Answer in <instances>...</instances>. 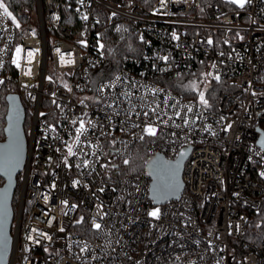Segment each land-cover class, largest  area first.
<instances>
[{"label": "built area", "instance_id": "1", "mask_svg": "<svg viewBox=\"0 0 264 264\" xmlns=\"http://www.w3.org/2000/svg\"><path fill=\"white\" fill-rule=\"evenodd\" d=\"M28 20L17 18L16 28L0 16V104L16 92L29 123L7 264H264V234L247 238L249 215L264 200V147L257 144L258 128L264 130V0L244 8L201 0H35ZM115 36L129 43L113 66L98 43ZM17 47L20 67L13 63ZM62 54L74 63H62ZM183 75L197 92L170 85ZM200 90L210 107L199 104ZM80 117L96 127L87 125L65 165L64 142H72L78 124L71 121ZM153 122L157 136L144 139L151 153L173 159L191 147L183 190L161 204L149 197L146 172H121L142 126ZM156 208L159 218L149 216Z\"/></svg>", "mask_w": 264, "mask_h": 264}, {"label": "snow or ice", "instance_id": "2", "mask_svg": "<svg viewBox=\"0 0 264 264\" xmlns=\"http://www.w3.org/2000/svg\"><path fill=\"white\" fill-rule=\"evenodd\" d=\"M77 2L80 5L84 4V0H77ZM168 0H161L162 4H167ZM226 2L231 3V4H235L238 5L240 8H244L245 5L249 2V0H226ZM77 11H79V9H77ZM113 16L116 15V13H112ZM0 16L2 17H9L11 18V21L13 24H15L16 28L20 27L19 22L17 21L16 17L12 14L11 11H9V5L5 2V0H0ZM81 18L85 21H87L89 19L88 15L86 14H82ZM96 23H99V21H96ZM117 31H120V28L116 29ZM238 35V34H237ZM172 38L173 39H179V37L177 36V34L175 32L172 33ZM241 39H243V37H241ZM141 41L143 42V37L141 36ZM80 43L85 44L86 46V42L85 41H80ZM207 43L209 45L213 44V41L211 39H209L207 41ZM227 43V42H226ZM105 45L103 43H98V48L99 49H104ZM3 51V50H0ZM23 51L22 48L17 47L15 50V55H16V59L13 60V63L17 66L20 67V54ZM60 49H57V52H60ZM31 55V53H30ZM71 55V54H69ZM159 59L163 60V61H168V57L167 56H161L159 57ZM60 61L64 64H72L74 63L73 60H64V55L62 54L60 56ZM0 66H2V64H0ZM213 68L216 67L215 64L212 65ZM31 74V69H29V71L27 73H25V75H30ZM205 77H209L212 76L211 72L205 73L204 74ZM49 80H51V77H48ZM116 82H119L121 80V78L119 76H117L116 78ZM213 79H215L216 81L220 80V76L216 75L213 77ZM4 81L0 80V84H3ZM134 85V82H131ZM115 87V84H111V85H102L100 87H98L96 89L97 92H103L105 90V88L107 87ZM25 87H27V85H25ZM65 88H68L69 91H71V88L68 87L67 84L64 85ZM189 88V90L197 92V90L199 89V85L193 81L189 86H187ZM205 87H207V85H205ZM152 92H156L157 90L152 89ZM253 95H256L255 92L252 93ZM31 95V94H29ZM53 96H55V93H52ZM123 95L130 96V93H123ZM198 102L200 105H203L205 108L210 107L211 105L209 104V100L206 98L205 96V92L203 90L198 91ZM53 104H56V106L59 108L61 107L59 104H57L56 100H52ZM81 103H83V100L81 101ZM157 107H159L157 105ZM172 107H175V105H172ZM134 110V108H133ZM152 113H156V109H151ZM187 112L188 113H192L193 112V108L191 106H187ZM46 113L41 112L40 116H46ZM87 113L84 114V116H86ZM137 116L140 115V113H136ZM143 115L145 117L149 116V112L145 111L143 113ZM176 115L179 117L180 113L177 112ZM197 117L199 118L200 113L196 114ZM157 119H160L159 116H157ZM169 119H171V117H169ZM221 119H224L223 117H221ZM194 122V121H193ZM71 123L73 125L78 124V126L75 128L74 134H73V139L71 143H68L67 141H65V147H66V152L67 155L64 158V163L65 165H68V157H75L77 155V152L74 149H79L83 143L82 138H86L87 133L89 132V127L87 125H91L93 128L96 127L95 124H93V122L91 120H88L87 122L85 121V119L83 117H80L76 120H72ZM162 123H164L165 125L167 124V121H162ZM189 123L188 119H184V124L187 125ZM133 127H141V125H137V124H133ZM176 127H180V125H175ZM210 127V126H209ZM231 128V125H228V128L225 129L226 131L228 129ZM48 129L51 132H56L57 128L54 125H48ZM157 126H154V122L150 123V124H145L144 126H142V132L144 133V135H141L139 137L140 140H144L145 136H149V137H156L157 136ZM11 133V128L8 130ZM172 135H175V133H173ZM114 143V141H113ZM57 151H60V149H57ZM84 155H87L86 153ZM181 155H184L183 153ZM21 156H22V149H21V144L19 141L18 136L13 140V142L11 144H9L8 146H6V150L2 153H0V173L7 175L9 177V179H11V175L12 173L16 170V168L19 166L20 160H21ZM123 163L125 165L129 164V160L125 159L123 161ZM89 166V161L87 159L83 160V167H88ZM77 168H80L81 165L77 164L76 165ZM179 168H180V164L179 162L176 163H171L168 161H156L153 164V172L152 175H154L155 177V183L154 186L152 188V199L154 201H156L157 203L160 202L161 200H167L170 196H174L176 195L177 191L179 190L180 184L178 182L177 179V174L179 172ZM261 175H264V173H261ZM80 182L79 180H76L73 182V185L76 186L78 185ZM55 185H53L54 187ZM139 190V189H137ZM101 191H103V189H101ZM45 199H47V197H45ZM4 200H6V194L0 198V203H2ZM63 203H67L66 201H64ZM73 208L76 207V205L72 206ZM149 216L153 217V218H159L160 216V209L156 208L152 211H150L148 213ZM3 218H6V212H4L2 214ZM79 222V221H78ZM93 227L97 230H99L101 228V224L100 223H93ZM237 229H239V225L236 226ZM32 231L37 232L38 235H47L46 233H42L39 232L37 229H32ZM61 231H63V228H61ZM0 232H2V218H0ZM211 234V233H210ZM231 234V233H229ZM29 239H31V237H29ZM38 242V241H37ZM6 240L3 241V244L6 245ZM85 249H81V251H84Z\"/></svg>", "mask_w": 264, "mask_h": 264}, {"label": "water", "instance_id": "3", "mask_svg": "<svg viewBox=\"0 0 264 264\" xmlns=\"http://www.w3.org/2000/svg\"><path fill=\"white\" fill-rule=\"evenodd\" d=\"M6 101V114H5V124L3 126L4 137L0 139V153L6 150V146L11 144L13 140L18 136L22 156L19 163V166L12 173L11 179L7 175L0 173V177L3 179L2 184H0V198L6 194V200L0 203V218H2V232H0V264H7L8 256L11 250V224L13 220L14 210L12 206V198L17 184V175L20 173L23 168L26 153H27V136L24 130V119H25V108L19 98V95L16 92H9L5 95ZM11 128V133L8 131ZM259 137L257 139V144L260 147H264V130L258 128ZM191 147H184L178 154L177 157L173 159L166 158L162 153L156 151L145 162V172L150 177L149 182V197L151 198L153 204H161L165 201L176 198L184 188V182L182 178L183 165L186 160ZM184 155H181V154ZM156 161H168L171 163L179 162L180 168L177 174V179L180 184L179 190L176 195L170 196L167 200H161L156 202L152 199V188L155 183V177L152 175L153 164ZM6 212V218L2 217V214ZM6 240V245L3 244V241Z\"/></svg>", "mask_w": 264, "mask_h": 264}, {"label": "trees", "instance_id": "4", "mask_svg": "<svg viewBox=\"0 0 264 264\" xmlns=\"http://www.w3.org/2000/svg\"><path fill=\"white\" fill-rule=\"evenodd\" d=\"M203 3L221 4L223 0H201ZM9 5V11L12 12L22 23H28L29 17L34 13L35 10V0H5ZM128 39H124L121 42L116 41V36L105 41L104 53L108 63H115L119 59V56L128 53ZM175 89L182 90L180 85L172 84ZM211 91H215V84H211ZM12 92V91H10ZM184 92V91H183ZM187 94H190L189 92ZM214 92L212 94L211 101L214 102ZM6 101L2 100L0 104V139L4 137L3 126L5 124V114H6ZM24 130L27 135L28 132V111H25L24 119ZM152 155V153L147 149L145 145V140L139 141L133 147L132 154L130 156L129 164H121V172L123 174H141L145 172V162ZM17 184L12 198L13 210L16 208V195L20 181V174L17 175ZM3 179L0 177V184H2ZM264 234V200L260 210L257 213H252L249 215V220L247 224V238L251 240H258V238Z\"/></svg>", "mask_w": 264, "mask_h": 264}, {"label": "rangeland", "instance_id": "5", "mask_svg": "<svg viewBox=\"0 0 264 264\" xmlns=\"http://www.w3.org/2000/svg\"><path fill=\"white\" fill-rule=\"evenodd\" d=\"M223 1H226V0H223ZM233 5L239 7L238 5H235V4H233ZM16 19H17V17H16ZM174 83H177L183 89H189L187 86H189L192 83V81H191V78L190 77L183 75V76H180V77H176L174 79Z\"/></svg>", "mask_w": 264, "mask_h": 264}]
</instances>
